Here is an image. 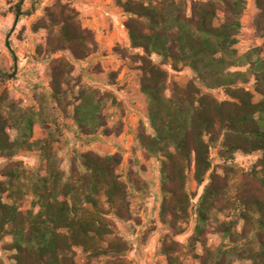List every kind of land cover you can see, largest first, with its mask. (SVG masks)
<instances>
[{
    "label": "trees",
    "instance_id": "obj_1",
    "mask_svg": "<svg viewBox=\"0 0 264 264\" xmlns=\"http://www.w3.org/2000/svg\"><path fill=\"white\" fill-rule=\"evenodd\" d=\"M116 2L129 16L125 27L131 49L141 51L133 59L141 62L140 91L147 99L152 135H139V142L144 156L160 159L159 216L172 237L162 253L169 264H186L180 258L186 247L173 238L193 223L185 253L200 264H228L230 258L264 264V60L258 49L238 55L234 48L245 2H193L189 15L185 0ZM254 2L260 26L264 0ZM45 11L32 30H48L49 54L68 50L83 60L94 50L93 36L65 14L64 6ZM152 55L161 58L159 65ZM166 65L173 71L188 68L194 79L182 88L168 84L161 68ZM50 68V92L37 95V110L23 109L6 91L0 93V157L38 152L42 163L40 169L13 163L0 174V238H11L7 251L13 264H76V248L88 260L104 256L103 264H130L124 258L128 245L114 230L113 219L133 220L127 186L116 173L119 156L83 153L72 159L66 175L54 150L60 115L72 118L78 138L88 143L98 131L110 135L102 114L108 95L73 83V67L65 59ZM239 68L244 71H231ZM251 79L254 94L245 87ZM197 82L209 91L222 89L230 101L202 94ZM35 126L45 131L44 138H33ZM9 130L16 132L12 140ZM214 150L219 164L211 157ZM237 153H261V158L244 172L235 164ZM190 172L202 188L196 204V192L186 190ZM211 232L221 239L214 249L206 246ZM197 246L201 255L195 253Z\"/></svg>",
    "mask_w": 264,
    "mask_h": 264
},
{
    "label": "rangeland",
    "instance_id": "obj_2",
    "mask_svg": "<svg viewBox=\"0 0 264 264\" xmlns=\"http://www.w3.org/2000/svg\"><path fill=\"white\" fill-rule=\"evenodd\" d=\"M185 1L189 15L191 3L209 0ZM243 1L245 9L240 19L238 44L234 48L238 55L258 49L260 57L264 60V19L260 26L257 25L259 11L254 0ZM56 4L64 6L65 14L74 16L80 28L93 36L95 48L85 59H75L68 50L49 54L45 50L49 39L48 30H32L35 23L44 17L45 10L53 8ZM218 15L221 16V13L218 12ZM128 18V14L116 0H0V93L6 91L8 98L19 103L23 109L37 110V95L50 92L52 63L65 59L73 67V83L77 81L80 83L79 87L91 88L103 97L108 95L102 114L105 117V127L112 132L105 136L98 131L96 140L92 143L78 138L72 118L60 115L61 133L54 145L61 161L60 169L68 175L72 159L83 153H95L101 157L119 156L120 163L116 173L120 181L127 186L133 217V220L128 222L113 219L116 234L128 245L124 258L130 264H169L167 257L162 253L163 246L169 245L172 237L159 216L162 200L160 159L144 156L139 142V135H152V130L148 121L147 99L140 91L141 62L133 59V55L141 54V51L131 49L125 27ZM57 30L58 28L54 29V32ZM40 46L42 52L39 54ZM150 60L155 65L161 63V58L157 55H152ZM161 68L168 74V84L182 88L194 79L192 71L188 68L181 67L179 71H173L168 65ZM235 70L244 71V68L231 69ZM79 87L75 89V94ZM197 87L201 89L202 94H210L218 101H230L222 89L209 91L198 82ZM245 87L254 94L252 79ZM164 96H169L168 90ZM254 96V102L259 101L260 97ZM71 113L70 109L68 115ZM8 134L12 140L16 132L9 130ZM33 134L35 140L46 135L39 126L34 127ZM39 154L22 152L11 160L0 157V174L13 163L22 164L25 169H40L42 163ZM211 157L214 164H219L215 150ZM260 158L261 153H237L235 164L247 172ZM134 181L140 183V190L135 188L138 186H134ZM186 190L188 193L196 192L197 197L192 201L196 204L202 188H198L192 180V172L188 174ZM29 204L30 199L24 203L22 209H28ZM192 228L193 223L184 234L173 240L187 249ZM220 242V236L211 232L207 236L206 246L214 249ZM10 243L11 238H0V261L3 264H13L12 254L7 251V245ZM186 249L183 248L180 257L183 263L200 264L190 253H185ZM75 252L76 264H103L107 259L103 256L88 260L80 248H76ZM195 253L201 255L202 247L197 246ZM228 264L251 262L230 258Z\"/></svg>",
    "mask_w": 264,
    "mask_h": 264
}]
</instances>
